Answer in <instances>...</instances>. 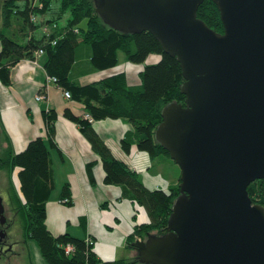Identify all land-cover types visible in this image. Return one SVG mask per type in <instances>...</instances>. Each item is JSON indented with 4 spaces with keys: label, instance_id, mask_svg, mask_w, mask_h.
Segmentation results:
<instances>
[{
    "label": "water",
    "instance_id": "water-1",
    "mask_svg": "<svg viewBox=\"0 0 264 264\" xmlns=\"http://www.w3.org/2000/svg\"><path fill=\"white\" fill-rule=\"evenodd\" d=\"M216 6L223 33L197 19ZM102 24L150 34L175 59L184 106L169 104L154 140L179 168L165 235L132 244L139 264H264V0H92ZM0 197V226L6 219ZM0 233V242L5 238Z\"/></svg>",
    "mask_w": 264,
    "mask_h": 264
},
{
    "label": "trees",
    "instance_id": "trees-1",
    "mask_svg": "<svg viewBox=\"0 0 264 264\" xmlns=\"http://www.w3.org/2000/svg\"><path fill=\"white\" fill-rule=\"evenodd\" d=\"M31 2L5 0L2 5L0 84L9 86L11 68L21 61H32L33 53L40 50L46 57L43 64L46 74L56 78V85L71 96L70 100L83 107L84 116L91 117L93 123L123 120L131 126L132 130L120 141L122 151L128 154L136 148L151 160L170 159L153 135L162 122L160 113L165 106L175 103L184 106V97L179 92L183 81L176 60L165 55L148 33L124 35L106 28L95 13L92 0H61L55 11L51 9V0H38L37 7H32ZM47 12L50 19L44 21L42 17ZM196 15L215 34L223 33L215 5L204 1ZM30 16L34 17V22H30ZM63 20V27L57 29ZM43 28H48V36L42 32ZM40 29L42 34L38 33ZM152 56L157 61L151 64ZM122 64L142 66L138 76L140 85L129 87L123 73L85 86L79 83L82 78ZM83 115L75 117L67 110L63 118L76 125L98 153L104 171L103 182L121 187L149 214L150 222L139 225L126 240L127 250L135 252L132 244L138 239L145 240L148 234L165 235L170 209L179 196V181L168 192L146 190L136 172L112 158L104 143L93 135L91 124ZM43 119L51 137L55 112L45 113ZM90 167L88 165L87 172L91 177ZM15 169L19 193L10 186V174ZM0 173L6 174L9 180V196L23 219L25 236L36 243L46 264H139L137 258L104 263L94 253L93 243L71 238L68 234L53 237L48 232L45 205L54 184L48 148L40 138L30 141L19 154H14L8 145L0 156ZM68 192L66 184L62 187L61 198L69 200ZM247 193L254 205L264 208V181L250 184ZM66 247L72 249L69 255L65 254Z\"/></svg>",
    "mask_w": 264,
    "mask_h": 264
},
{
    "label": "crops",
    "instance_id": "crops-1",
    "mask_svg": "<svg viewBox=\"0 0 264 264\" xmlns=\"http://www.w3.org/2000/svg\"><path fill=\"white\" fill-rule=\"evenodd\" d=\"M48 14L42 17L44 21L50 19ZM56 28L60 29V26ZM38 33L42 34L41 29ZM45 61L44 55L35 64L21 61L10 70L9 86L0 84V154L3 155L8 145L14 154H19L30 141L40 138L48 148L54 184L45 205V227L48 232L53 237L68 234L71 238L90 241L97 258L104 263L119 259L133 260L137 258L136 254L127 250L126 240L135 228L150 222L149 214L143 206L136 205L121 187L108 186L103 182L104 171L98 153L86 135L63 118L67 110L78 117L84 114V109L80 104L66 100L57 85L44 87L48 76L43 65ZM155 61L149 59L151 64ZM141 69L142 66L122 64L105 73L82 78L79 83L85 86L123 73L129 87L138 86ZM40 92L45 100L37 102L35 97ZM49 111H54L56 118L51 137L47 134L43 119ZM90 128L93 135L104 143L112 158L136 172L146 190L168 192L178 184L179 176L170 159L160 157L151 160L136 148L128 154L120 149L123 135L132 130L125 121L105 120L92 123ZM157 164L173 171L168 176L161 174L156 169ZM88 165H91V177L87 172ZM66 184L69 185L70 201L61 198L62 187ZM63 200H68L70 206L62 205ZM27 261L28 264H46L40 254L37 260L28 255Z\"/></svg>",
    "mask_w": 264,
    "mask_h": 264
},
{
    "label": "rangeland",
    "instance_id": "rangeland-1",
    "mask_svg": "<svg viewBox=\"0 0 264 264\" xmlns=\"http://www.w3.org/2000/svg\"><path fill=\"white\" fill-rule=\"evenodd\" d=\"M4 1L5 0H0V29L2 26L1 8ZM60 1L61 0H51V9H53V11H55V9L59 7ZM64 22L65 21L63 20L62 23H59L60 28L63 27ZM151 59L157 61V58L155 56H152ZM105 72L106 71L100 73H105ZM176 168L173 169L175 170V173L178 177L180 170L179 168H177L178 169L177 171ZM156 169L157 171H160L161 174H166L167 176L169 175L170 172L173 171L172 168H168L158 164L156 166ZM16 173H17V169H15L14 172L10 174L11 175L10 186H12L14 190L17 191V193H19L18 178ZM4 177L5 174L0 173V197L2 198L3 208L6 211V218L8 219L7 220L8 225L6 227L7 230L6 239H5L8 246V250L5 251L4 253L0 252V264H28L27 261L28 255H30L32 259L37 260V255L39 256L40 253L36 243L33 240L28 239L27 236H25V229H23V219L21 218L20 214H18L16 205L12 204L11 197L9 196V190L6 189V186H4L3 183Z\"/></svg>",
    "mask_w": 264,
    "mask_h": 264
},
{
    "label": "built area",
    "instance_id": "built-area-1",
    "mask_svg": "<svg viewBox=\"0 0 264 264\" xmlns=\"http://www.w3.org/2000/svg\"><path fill=\"white\" fill-rule=\"evenodd\" d=\"M31 5H32V7H37L39 4H38V0H32V2H31ZM41 7V6H40ZM35 21V19H34V17H31L30 16V22H34ZM42 32L46 35V36H48V34H49V32H48V29L47 28H43L42 29ZM43 52L42 51H36V52H34L33 53V59H32V61H29L31 64L33 63V64H35L37 61H38V59L39 58H41V57H43ZM56 82H57V80H56V78H53V77H51V76H47V78H46V82H45V86L44 87H47V86H49V85H56ZM62 94H63V97L67 100H70V98H71V96H69V94L66 92H62ZM36 101L37 102H39V101H43V100H45V98L43 97V95H42V93L40 92L36 97ZM88 123H90V124H92L93 123V120L91 119V117H88L87 115L86 116H84L83 117ZM68 200H63L62 202H61V204L62 205H67L68 204ZM86 243H88V244H90L91 242L90 241H86ZM72 252V249L70 248V247H66L65 248V254L66 255H69L70 253Z\"/></svg>",
    "mask_w": 264,
    "mask_h": 264
},
{
    "label": "flooded vegetation",
    "instance_id": "flooded-vegetation-1",
    "mask_svg": "<svg viewBox=\"0 0 264 264\" xmlns=\"http://www.w3.org/2000/svg\"><path fill=\"white\" fill-rule=\"evenodd\" d=\"M3 183H4V186H6V189L8 190L9 189V186H8V180H7L6 175L3 178ZM3 217H4V219H6V222H5V224L3 226H0V233L2 232V233H5L6 234V231H7L6 230V227L8 225V221H7L8 219L6 218V211H5V209H4ZM5 239H6V236L0 242V252H2V253H4L5 251L8 250V246H7V243H6Z\"/></svg>",
    "mask_w": 264,
    "mask_h": 264
}]
</instances>
